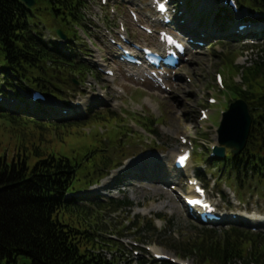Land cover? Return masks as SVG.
Segmentation results:
<instances>
[{
    "label": "trees",
    "instance_id": "16d2710c",
    "mask_svg": "<svg viewBox=\"0 0 264 264\" xmlns=\"http://www.w3.org/2000/svg\"><path fill=\"white\" fill-rule=\"evenodd\" d=\"M40 1L47 2L68 41L76 38L73 27L83 26L81 9L85 0L37 3ZM244 3L264 14V0ZM30 15L33 11L18 0H0L3 74L5 79L58 92L53 78L66 82L71 75L83 77L85 67L37 40L28 20ZM256 50L257 58L242 68L241 83L233 82L232 86L234 96L250 101L254 114L245 148L238 155L228 152L224 160L225 175L238 184V191L251 181L264 191V44ZM226 63L231 73L240 72L231 58L227 57ZM114 117L110 118L121 125L122 120ZM92 121L100 123L101 118L93 116L85 122ZM153 122L141 123L155 133L150 127ZM70 124H47L0 113V128L16 143L12 158L0 153V264H116L124 246L107 234L123 237L134 228L137 231L132 234L139 239L144 226L152 227L150 220L143 221V227L133 220L129 225L123 221L117 226L112 224L109 213L130 207L132 203L127 198L86 204L81 197H66V193H75L97 181L101 169L118 165L110 161L100 141L89 140L78 157L68 158L52 148L48 150L52 136L58 135L56 127ZM30 159H34L32 166ZM107 221L115 233L107 229ZM210 237L211 241L186 242L181 253L195 252L200 264H264V234L231 227L221 236ZM105 250L112 254L110 260L103 254Z\"/></svg>",
    "mask_w": 264,
    "mask_h": 264
},
{
    "label": "rangeland",
    "instance_id": "374dc122",
    "mask_svg": "<svg viewBox=\"0 0 264 264\" xmlns=\"http://www.w3.org/2000/svg\"><path fill=\"white\" fill-rule=\"evenodd\" d=\"M112 1L113 0H110V4L115 7L117 13H110L109 7L108 9L102 8L103 13L99 11L101 16L109 12L106 18H104L107 24H113L115 20L116 22L123 20L129 33L136 41H147L150 44L155 43L152 36L143 33L138 26L134 24L127 13V8L131 7L137 11L141 23L152 25L153 17L151 16L152 11L149 8V0H114V3ZM92 6H94V11L98 12L97 3L92 2L87 12L90 16ZM193 6L194 3L191 4V0H187V10L190 19L194 16L193 20H200L201 22L199 28L205 27L211 33L214 32L212 35L213 37L211 36L209 40L210 42L213 38H216L215 32L217 30H215V26L219 25L215 22L214 13L216 11L213 10L210 15L205 18L204 14L199 15L198 9ZM47 7H49L47 2H38L37 7L33 10L36 16L30 19L43 22L46 28L52 31V14ZM238 17L242 22V16L238 15ZM99 25H101V23H99ZM103 26L104 25H101L100 28L96 30L91 28V32L95 38L93 43L95 46L97 45V48L100 49L102 53L109 55L111 58V52L113 53L115 48L107 44L104 40L102 35L104 32ZM235 27L236 24L233 22V25H231L228 30L223 31L222 34L234 30ZM43 32L50 33L46 30H43ZM196 34L198 35L199 33ZM219 41L220 42L214 47L206 46L190 49L182 67L168 71L166 80L169 90H161L156 84L146 79H135L130 75L132 71L126 72V68L119 66L115 61L112 63L113 69L115 70L114 88L116 86L122 87L124 89L123 95H118L112 89V86L111 88L108 87L109 81H107L106 77L95 78L92 76L94 79L87 78L82 86L79 84L74 85L78 79L76 78L75 80V78L72 77L71 79H73L74 84L67 89H62L61 93L63 96L48 94L52 100L58 101L61 105H57V107H54L52 104L46 107L44 106L47 111L41 115L45 118L43 121L46 119L52 121L54 120L52 119V115L61 113L60 107L66 105L68 108L75 109V101L79 100L81 102V108L74 113V116L77 118H87L93 114L92 112L90 113L93 108L88 106L91 103L89 98L93 90L98 92L104 89H106V91L110 90L108 95L112 97L108 98L107 101H103L99 106L97 105L95 108L96 111H102L106 108L114 113H119L120 115H125L126 118H130L133 113L136 115L147 114L148 107L146 104H153L156 109L154 115L157 117L161 116V118L163 117V119L157 121L155 125L158 131V135L156 136V144H158V147L151 149L150 146L145 145L146 143L149 145L151 144L148 139H144L143 143H139L136 148L133 147L131 142L125 143V147H119V154L114 156L115 159H120L119 161L121 164L118 168L112 170L98 185L92 186L90 189L83 192V194H89L93 198L112 196L114 199H122L126 197L134 205L131 211L133 219H136L137 216L153 220L155 218L162 219L161 224L154 221V225L157 228L155 233L142 232V234L147 236L146 239L148 241L145 243L150 241L149 246L152 251L156 249L167 252L171 255L178 256L180 260L188 262L189 264H198L197 256L193 252V254L189 252L186 256H182L179 250L184 243L188 241L197 242L199 240L211 241L210 235L219 236L221 233L220 230L228 226V224H225L226 222L222 223L219 228L215 227L217 228L215 232H208V230L202 229L200 225L195 224L187 218L181 199L174 194V191L169 189V184L173 186L176 185V179L178 178V173H175L171 167L173 153L176 152L177 147L180 145L178 135L188 134L194 136L198 150H201L202 146L207 148L210 143L216 140V131L213 130L215 127L213 125H218L217 117L219 118L220 109L223 108L224 96L212 87L214 74L220 71L225 82L228 73L226 69L220 68V65H224L222 55L224 57L225 52L233 53L235 51H240L238 46L240 42H233L227 38H222ZM89 44L90 47H88L87 50L93 51L95 48H93L90 42ZM80 46V43H74L75 53H78L79 58L89 60V57L81 53L82 51L78 49ZM224 47L225 49H223ZM236 57L233 63L245 64L246 62L250 63V58H255V55L249 50L237 54ZM140 77H143V75ZM235 78L236 80L239 79L237 75H235ZM90 84L92 87H89ZM203 92L209 93V96H218L219 104L216 107L214 106L215 108L212 107L211 115L215 116H212L210 122L205 124V128L200 130L196 119L198 111L195 108L198 105L202 107L206 105L207 96H205L204 99L201 97ZM39 111V113H42L41 110ZM53 111H55V113H53ZM114 123L115 121L110 119L105 124L107 129H99L98 126L102 125V123L99 122L71 123L63 128L56 127V130L59 129L57 131L58 135L52 138L48 150L52 148L57 154L72 158L75 154H81V150H84L89 140L95 138L99 133L103 136H106L105 134L107 133L108 137L117 133H122L123 131L113 126ZM128 123L132 125L134 121L129 120ZM79 127H83L82 130L85 132L82 133ZM139 132H141V129H139ZM101 137L102 136L99 134V138ZM135 138L134 136L130 139ZM123 142H126L124 137L122 138V143ZM114 143H117V141H114ZM14 148H16V143L5 130L0 128V153L11 155L14 152ZM33 163L34 159H30L29 166H32ZM195 165H200L202 168H205V175L203 177L208 188V193L215 197L222 211L227 210L226 208L240 211L247 209L249 214L256 215L258 218L260 217V222L258 223L264 226V197L259 199L257 193L253 196L246 194L244 203L242 202L239 204L234 198L231 188L229 189L223 180L219 189L214 184V180L211 178L212 172L216 171L214 167L210 168L209 165H206L204 162L194 159L190 167L185 171V174L195 172ZM180 176L182 178L183 175ZM223 194L232 203L231 207L226 206V203L222 199ZM246 201H249V203L247 204ZM142 208L151 211L148 215H144L141 211ZM119 213L120 215L110 213V217L113 219H115L116 216L120 218V216L124 215L125 217V214H122V212ZM116 220L117 221L114 222L115 224L118 223V219ZM138 220L142 219L140 218ZM151 229L154 228L151 227ZM134 240L131 234H128V236L124 238L123 241L128 250L131 249V242ZM144 259L146 260L147 257ZM148 260L149 259L146 261L149 262Z\"/></svg>",
    "mask_w": 264,
    "mask_h": 264
},
{
    "label": "water",
    "instance_id": "95a60500",
    "mask_svg": "<svg viewBox=\"0 0 264 264\" xmlns=\"http://www.w3.org/2000/svg\"><path fill=\"white\" fill-rule=\"evenodd\" d=\"M28 7L34 6V0H22ZM60 37L65 38L60 30ZM251 118L247 105L242 100H236L229 105L219 127V141L231 147L233 153L240 152L245 146L249 133Z\"/></svg>",
    "mask_w": 264,
    "mask_h": 264
},
{
    "label": "snow or ice",
    "instance_id": "6c2138e0",
    "mask_svg": "<svg viewBox=\"0 0 264 264\" xmlns=\"http://www.w3.org/2000/svg\"><path fill=\"white\" fill-rule=\"evenodd\" d=\"M185 159H186V157H181V162H183Z\"/></svg>",
    "mask_w": 264,
    "mask_h": 264
},
{
    "label": "bare ground",
    "instance_id": "6f19581e",
    "mask_svg": "<svg viewBox=\"0 0 264 264\" xmlns=\"http://www.w3.org/2000/svg\"><path fill=\"white\" fill-rule=\"evenodd\" d=\"M168 182V181H167Z\"/></svg>",
    "mask_w": 264,
    "mask_h": 264
}]
</instances>
